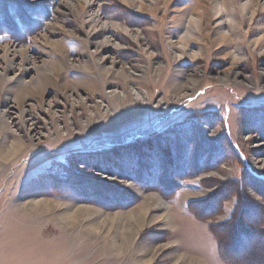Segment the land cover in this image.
<instances>
[{"label": "rangeland", "instance_id": "1", "mask_svg": "<svg viewBox=\"0 0 264 264\" xmlns=\"http://www.w3.org/2000/svg\"><path fill=\"white\" fill-rule=\"evenodd\" d=\"M135 1L94 0L95 28L82 0H0V264H138L155 249L151 264H178L177 249L232 264L218 228L241 215L264 231V0ZM133 188L170 204L173 226L157 220L116 252L81 219H58L67 206L137 210ZM32 199L63 206L35 213ZM263 240L247 245H262L261 263Z\"/></svg>", "mask_w": 264, "mask_h": 264}, {"label": "bare ground", "instance_id": "2", "mask_svg": "<svg viewBox=\"0 0 264 264\" xmlns=\"http://www.w3.org/2000/svg\"><path fill=\"white\" fill-rule=\"evenodd\" d=\"M76 1V0H73ZM84 2V5L87 7H90V11L92 14H90L89 16H87V23L89 25V27H98V23H100L101 20V15L100 12L98 10H93L92 6L94 3V0H82ZM122 1V3L125 4H130L132 6L135 7V0H120ZM69 4V3H67ZM248 2H245L242 5V9L243 10H247L248 6ZM141 6V5H140ZM137 6L135 8L140 9L141 7ZM219 7L218 4H214L213 6V14L215 16H219L220 14V10L217 9ZM222 21V20H221ZM228 22V21H227ZM102 27L101 28H111V29H115L118 32L120 31L121 33L124 34H129V30L126 28V26H121L118 25L116 22L114 21H105V22H101L100 24ZM190 27H188L185 31V35L182 37L181 39V44L179 46L178 49H180L181 51V56L185 57L187 55H185L186 52V47H187V43H186V39H189L191 35H193V29L195 28V26L198 27V21H191L189 23ZM190 35V36H189ZM224 38V37H223ZM110 36L107 38H105V46L110 45ZM186 40V41H185ZM185 41V42H184ZM53 46L55 47L56 51L59 52V54H63V51L61 49V47L54 43ZM15 51V52H13ZM26 51H28L27 47H23L20 48V50H5L3 57H5V61L7 59L8 56H13V54L15 53H19V54H24V52L26 53ZM192 58H195V56L193 55ZM7 62V61H6ZM52 66V71H54V64H50ZM56 72V71H55ZM109 72V71H108ZM110 73V72H109ZM121 75L125 76L128 75V72L125 70V68H121L120 72ZM104 74L107 75V73L104 71ZM245 78V77H244ZM228 80V79H227ZM240 83V82H239ZM107 94H109V97H120L121 99H124L128 96V92L123 89L122 92L117 93V92H106ZM146 94V93H145ZM176 94V93H175ZM137 98H140L141 101H146V96H141L139 97V93L136 95ZM174 96V95H173ZM185 96V95H183ZM181 95L177 94L175 96V100H179L181 99ZM108 109V108H107ZM211 131V134H214L215 131ZM202 138V137H201ZM121 142V139H118ZM17 148V146H12L7 152H10V156H12V154L15 152V149ZM258 162V161H257ZM259 164H262L261 167L264 166V161L261 160L258 162ZM212 177L215 176L217 178H224L225 176H223L219 171L217 172H211L208 174H203L200 176V179L208 176V177ZM132 189V187H131ZM136 194H138L140 197L143 198V203L141 205H139L137 210H130L126 213H118L117 214H104L101 213L100 211L92 208L89 205H80L77 208L74 207H69L67 206L64 210H62V214L58 215V219H62V221L67 222V224H72L74 222H77L78 219H81L83 223H85L86 225V232H89L91 234H94L97 238V236L99 238H103V239H107L112 241L111 242V246L115 249L116 252H118L120 249H122V247L125 245H130L133 242H135L136 237L139 235V233L141 232V230H143L145 227H151L153 226L157 220H162V221H166V225L170 227H172L173 223L171 224V220H170V215H169V211H170V204H168L167 202H165L161 196H159L156 193H142L139 189H134ZM135 194V195H136ZM254 196L256 197V195L254 194ZM156 205V206H160L165 210L164 213V218L165 220H163V216H153L150 217L148 214L149 211V207L151 205ZM24 207H29L30 210H32L35 213H45L50 211L52 208L56 207V206H63L62 204H59L57 202H52L49 200H35L32 199L30 201V203L28 204V206H26L25 204L23 205ZM170 220V222H169ZM168 221V222H167ZM174 221V220H173ZM155 222V223H154ZM119 238H121L122 244H117L116 241L119 240ZM174 243V245H178V243L176 241H172V244ZM171 246V245H170ZM180 246V245H179ZM162 248V247H161ZM178 250V254H177V261L176 263L179 264V262L181 264H207V262L202 259L199 256H196L193 252H189V251H181L180 249ZM153 254H151L150 256H148L147 254H142V256H140L139 258H137V263L138 264H151L152 262L155 261V258L157 255H155L157 253L156 249L153 250L152 252Z\"/></svg>", "mask_w": 264, "mask_h": 264}, {"label": "trees", "instance_id": "3", "mask_svg": "<svg viewBox=\"0 0 264 264\" xmlns=\"http://www.w3.org/2000/svg\"><path fill=\"white\" fill-rule=\"evenodd\" d=\"M241 223L242 221L240 215L238 218H232L230 221L218 228L219 231H216L219 233V243L220 249L223 251V257L228 258V260H232L230 259V256L234 258L238 257L236 262L232 264H264V262H258L259 256H262V245L247 246L254 238H256V240L259 238L263 239L264 231L258 232V230L247 229L246 226L244 224L242 226ZM217 233H215L216 236ZM227 237H229V239ZM227 241H230L231 243H227ZM262 242L264 243V240ZM229 245H233L232 249H228ZM242 247L243 250H239ZM225 249L228 252L227 254Z\"/></svg>", "mask_w": 264, "mask_h": 264}]
</instances>
